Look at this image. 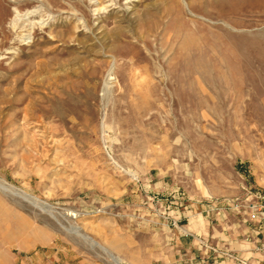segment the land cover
Masks as SVG:
<instances>
[{
	"label": "rangeland",
	"instance_id": "obj_1",
	"mask_svg": "<svg viewBox=\"0 0 264 264\" xmlns=\"http://www.w3.org/2000/svg\"><path fill=\"white\" fill-rule=\"evenodd\" d=\"M0 185V264H264V0H0Z\"/></svg>",
	"mask_w": 264,
	"mask_h": 264
},
{
	"label": "built area",
	"instance_id": "obj_2",
	"mask_svg": "<svg viewBox=\"0 0 264 264\" xmlns=\"http://www.w3.org/2000/svg\"><path fill=\"white\" fill-rule=\"evenodd\" d=\"M262 206L259 205L257 208L258 217L261 219V221L264 222V208H261Z\"/></svg>",
	"mask_w": 264,
	"mask_h": 264
},
{
	"label": "bare ground",
	"instance_id": "obj_3",
	"mask_svg": "<svg viewBox=\"0 0 264 264\" xmlns=\"http://www.w3.org/2000/svg\"><path fill=\"white\" fill-rule=\"evenodd\" d=\"M0 187H1V185H0ZM3 188V187H2ZM4 189V188H3ZM6 190H7V188H6ZM26 196H28V197H30L29 195H26ZM117 264H119L118 262H117Z\"/></svg>",
	"mask_w": 264,
	"mask_h": 264
}]
</instances>
